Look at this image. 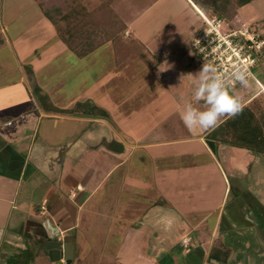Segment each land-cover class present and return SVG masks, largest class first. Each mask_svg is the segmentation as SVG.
Listing matches in <instances>:
<instances>
[{
  "label": "crops",
  "instance_id": "0c3cea01",
  "mask_svg": "<svg viewBox=\"0 0 264 264\" xmlns=\"http://www.w3.org/2000/svg\"><path fill=\"white\" fill-rule=\"evenodd\" d=\"M51 1L44 2L45 6L60 9L59 0ZM64 1V7H68L70 3ZM186 1L193 6L191 0ZM91 2L71 3L78 8L67 11L88 16ZM49 24L56 27L34 0H0V264H8L29 248L35 257L32 264H220L208 261L212 244L216 240L223 242L224 233L239 230L232 223L234 219H224L220 213L229 190L238 201L250 199L249 205L261 210V203L247 195V169L252 159L256 160L255 155L219 145L215 138H209L213 130L154 138L156 130L168 126L163 110L168 104V80L163 72L134 95L138 97L137 106L130 109L129 117L115 110L119 105L107 103L106 84L111 77L107 69L85 90L80 104L71 110L62 109V105L50 100L45 87L34 82L43 58L50 56L46 45L59 38L57 29L54 41L47 42L45 31ZM130 43L136 45L135 41ZM108 44L112 43L99 50ZM157 50L152 51H156L152 53L156 58L162 55V50ZM68 52L78 62H87L96 53L79 59ZM148 67L153 72L162 64L157 60ZM34 89L48 97L45 107ZM93 94L97 107L113 115L112 120L91 116L96 106ZM163 97L166 104L162 103ZM184 106L177 107L180 118ZM141 123L145 135L140 137L134 129ZM72 128L76 132L72 133ZM202 153L218 168L224 183L227 177L231 179L230 188L225 183L220 209L212 223L208 220L217 209L205 205L208 209L197 217L194 207L187 213L176 207L180 200L191 201L192 196L182 197L180 191L171 194L177 189L174 184L186 175L177 170L170 173L171 164L176 162L173 158L192 157L197 163L189 164L195 183L200 182V176H196L200 164L195 154ZM169 154L174 155L170 158ZM218 156L228 174L223 173ZM159 176L163 177L160 181ZM184 239L190 240L188 252L181 246ZM48 242L60 243L62 249L46 250ZM179 252L199 261L194 262V257L188 261ZM234 254L233 250L230 258Z\"/></svg>",
  "mask_w": 264,
  "mask_h": 264
},
{
  "label": "rangeland",
  "instance_id": "374dc122",
  "mask_svg": "<svg viewBox=\"0 0 264 264\" xmlns=\"http://www.w3.org/2000/svg\"><path fill=\"white\" fill-rule=\"evenodd\" d=\"M47 1L48 0H44V2ZM59 1L60 3L58 2V5H61V7H58H60L63 12H68L67 10L69 9L76 10L78 7L72 6L71 3L76 5L77 1L80 0H68V3L71 5L67 3L68 7H64L63 5L67 1ZM191 1L193 2V6L186 0H93L89 7L90 13L85 21L95 27L103 29V31L121 30V36L124 37L123 40L120 43L108 44L100 50L97 49L96 53L89 56L87 63L85 61H76L61 44V40L57 38L58 41L54 44L51 42L49 45H46L45 51H48L50 56L46 55L42 60L43 63H41V65L39 64V72L34 82L45 87L48 91V97H50L52 102H57L59 106L62 105V109L68 108V110H71V107H75L76 103H81L82 94L85 90L90 89V86L98 80L100 75L106 73L104 71L107 69V72L109 71L111 74L106 84L110 92L109 90L105 91L107 103L119 105H116L117 108H115V110L117 109L119 113L121 112L120 114L122 116L126 115L129 117L130 109L133 106V109H135L137 106L135 101L138 97L134 95H137L139 90L144 89L147 82L149 83L150 81V83H154L158 73L163 72L165 74L164 77H167L168 80V83H165L168 87V98H166L168 104L163 109L167 114L168 126L161 130H156L153 137L158 138L163 136V138L166 139L186 134L190 135V130L181 122L177 107L192 102V92L197 85L193 84L192 79L186 75H194L201 69V65L207 64L205 60H201L195 52H193L191 48L192 38L196 32L197 34L194 39L198 36H202V34L205 35L208 29L206 23H204L202 19L203 17L205 18V16H202L204 14L200 15V11L195 7L196 1ZM43 5L46 9H52L50 6L46 7L45 3ZM33 9L35 10V8ZM184 15L187 17L185 18ZM181 16H184V18H181ZM215 17L216 16L206 15V18L209 19ZM187 19L190 20L189 23L186 22ZM183 20H185L186 23ZM223 21L224 23L219 24L218 28L215 25L214 31L219 34L220 41L226 42L227 46L228 41H231V39H235L234 45L237 44L239 39L249 41L250 43L264 41V0H256L250 5L238 9L230 20L224 19ZM119 24H121V26ZM64 25L65 24H61L58 27L63 28ZM57 29V27H53L49 24V29L45 31L47 42L54 41L52 37ZM232 34L235 35V38L231 37ZM132 41H135L136 45L134 44V46H132L130 43ZM222 44H220V49L216 46L218 42H215L213 47H211V45V48L205 47L206 53L214 52L222 57L223 55L226 56L228 52L227 55H229L230 49L233 50V47L231 46L229 48L228 46V50L227 48L225 50ZM152 49H158V52L162 50V55H157V58L152 56V53L156 52H152ZM259 52H262V56L260 57L258 55L255 58L251 68L254 78L247 80V86L241 83L232 87L229 86L230 94L240 99L242 107L254 99H260L259 101L264 104L263 49ZM138 59H140V61ZM233 59L234 58H232V60ZM157 60L160 61L162 67L152 72L148 69L149 67L145 62L153 66L154 62ZM196 60L198 64H196ZM132 63L135 64L134 67H131ZM222 63H224L223 59ZM162 68L163 70L161 71ZM249 68L250 64H248V69ZM149 74L152 77L151 79ZM254 80L258 81L260 86L263 87V90ZM34 87L33 85L32 88ZM34 91H36L35 96L41 98V102L44 105L43 107H45L48 103L47 100H49L48 97L39 95L40 92L36 89H34ZM95 96L96 94L92 96L93 102L96 98ZM163 102L166 104L164 97L162 98V103ZM71 103L72 106H69ZM94 105L97 107L96 102H94ZM71 113L73 114V112ZM108 115L110 118L109 120H112L113 115L110 113H108ZM73 126L72 124V127ZM70 129L71 127L68 128V131ZM72 129V133L76 132V129ZM134 131L137 136L141 137L145 135L144 124H139ZM73 136L75 137V134H73ZM248 152L255 155L256 160L252 159L247 169V171L249 170L248 181L246 183V185H248L247 187H249L247 195L253 197L256 202L259 201L261 203V210L256 209L252 204L249 205L250 199L248 202L244 199L238 201L235 197L236 194L229 190L220 213L224 219H234L232 223H234L233 225L238 227L239 230L224 233L223 242L222 240L220 241L222 245H229L231 250L235 252L229 259L228 264H264V222L262 221V219H264V157L258 152ZM195 153L199 152L195 151ZM169 155L170 158H172L174 154ZM195 155V161L198 157L200 164V167H198L199 171H196V176H200L199 179L201 183L198 181L192 183V177L194 176L190 175L191 168L189 164L196 163L191 160L192 157L185 158L184 160H178L177 157H174L173 160L176 162L171 164L173 168H170V173L177 170L182 175H186L181 181L174 184L177 186V189L176 191L172 190L171 194H178L180 191L182 192V197L189 195V198H191L192 196L191 201L188 198L183 202L180 200L176 204V207L178 210L185 213H187L189 208L194 207L195 214H192L199 217L203 215L202 211L205 208H219V204L223 198L222 191L225 189V183H227L229 186L228 188H230L231 179L230 177H227V179L224 176L226 178V182L224 183L218 168L216 169L215 166L208 161L207 155L205 156L203 153ZM218 161L220 166H223L220 156H218ZM159 168H162L160 163ZM204 169H208L211 172L205 173ZM222 170L223 173L225 172V174H228L226 167L223 166ZM162 178L163 177L159 176V181ZM158 188L162 189V185H158ZM204 198L206 200H204ZM205 205H207L208 208ZM219 209L216 210L213 218L208 220L210 223L215 221ZM253 219H259L262 225L260 222L258 223V221L252 222L251 220ZM98 239L100 240L101 238ZM227 240L230 242L226 244L225 242ZM205 247L207 248V245H205ZM179 254L188 261L192 260L191 257H194L185 254V252H179ZM22 256L23 255L14 258L18 260V262L15 261L16 264H22L24 260ZM195 261L198 262L199 260L194 257V262ZM200 263L201 261L198 264ZM13 264L15 263L13 262Z\"/></svg>",
  "mask_w": 264,
  "mask_h": 264
},
{
  "label": "trees",
  "instance_id": "16d2710c",
  "mask_svg": "<svg viewBox=\"0 0 264 264\" xmlns=\"http://www.w3.org/2000/svg\"><path fill=\"white\" fill-rule=\"evenodd\" d=\"M34 1L38 4L43 16L58 28L60 40L79 59L85 58L107 43H120L124 38L121 36V30L103 31V29L87 23L85 21L87 15L76 16V14H70V12H63L59 8L46 9L43 5L44 0ZM81 1H77L76 4L81 3ZM254 1L256 0H196V6L203 14L230 20L238 9L250 5ZM61 24H65L63 28L58 27ZM119 25L121 26V24ZM259 100L254 99L241 107L238 114L224 119L220 126L211 132L209 138L215 136V141L219 144L258 152L264 157V104ZM67 114H70V112ZM91 116L110 119L107 112L96 106L91 109ZM41 249L45 252L43 247ZM29 250L26 249L22 253L24 258L22 264L33 263L35 257ZM231 253L230 248L223 246L219 240H216L209 251L208 261L226 264ZM15 261L18 262L17 259L12 258L8 261V264H13V262L16 264Z\"/></svg>",
  "mask_w": 264,
  "mask_h": 264
},
{
  "label": "clouds",
  "instance_id": "9594fccd",
  "mask_svg": "<svg viewBox=\"0 0 264 264\" xmlns=\"http://www.w3.org/2000/svg\"><path fill=\"white\" fill-rule=\"evenodd\" d=\"M190 77L197 85L192 92V102L186 103L181 120L189 130H215L224 116H235L241 110V101L230 94L228 84L211 63L203 64L201 69ZM234 79L247 86L243 71L233 73Z\"/></svg>",
  "mask_w": 264,
  "mask_h": 264
},
{
  "label": "built area",
  "instance_id": "2783aa9c",
  "mask_svg": "<svg viewBox=\"0 0 264 264\" xmlns=\"http://www.w3.org/2000/svg\"><path fill=\"white\" fill-rule=\"evenodd\" d=\"M202 19L204 23H206L208 29L206 30L207 34L205 32V35L202 34V36L200 37L198 36L197 38L194 39L192 49L195 52V54L201 60H205L206 63H211L213 66H215L218 73H220L221 76L225 79L226 83L228 84V87L229 86L232 87L240 83L239 81H236L233 76V73L237 71H243L245 73L247 80L253 79L254 77L251 68L254 64L255 58L258 55L260 57L262 56V52L260 53L259 51L264 49V41L259 43H250L249 41H243L242 39H239L237 41V44L234 45L235 39H231V41H228V46L229 48L232 46L233 50L230 49L229 55H227L228 52L226 56L223 55L222 57H220V55L218 56L213 51H212L213 53H206V48H209L211 45H212L211 47H213V44L215 42H218V45H216L218 49H220V44L222 43H223L222 46H224L225 50L226 48L228 50V46L226 45V42L220 41L219 34L216 31H214L215 25L218 28L219 24L224 23L223 19H219L217 17L211 19L203 17ZM231 37L235 38V35L232 34ZM232 58L234 59L232 60ZM222 59L224 60V63H222ZM248 64H250L249 69H248ZM254 81L260 86L257 80ZM261 88L263 90V87ZM181 246L187 252L190 248V240L189 239L182 240Z\"/></svg>",
  "mask_w": 264,
  "mask_h": 264
},
{
  "label": "water",
  "instance_id": "95a60500",
  "mask_svg": "<svg viewBox=\"0 0 264 264\" xmlns=\"http://www.w3.org/2000/svg\"><path fill=\"white\" fill-rule=\"evenodd\" d=\"M212 138H215V136H212ZM44 247L46 250H54V249L61 250L62 249L60 243H53V242L46 243Z\"/></svg>",
  "mask_w": 264,
  "mask_h": 264
}]
</instances>
